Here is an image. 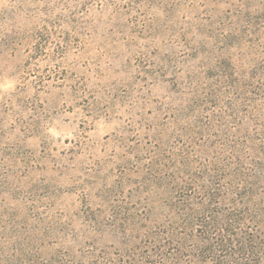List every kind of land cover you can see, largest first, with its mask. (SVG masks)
<instances>
[{"label": "rangeland", "instance_id": "1", "mask_svg": "<svg viewBox=\"0 0 264 264\" xmlns=\"http://www.w3.org/2000/svg\"><path fill=\"white\" fill-rule=\"evenodd\" d=\"M0 264H264V0H0Z\"/></svg>", "mask_w": 264, "mask_h": 264}]
</instances>
